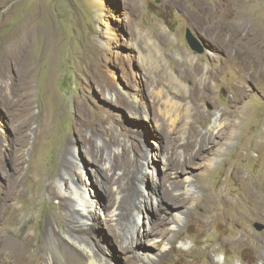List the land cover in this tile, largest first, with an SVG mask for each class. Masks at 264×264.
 I'll return each instance as SVG.
<instances>
[{
	"label": "rangeland",
	"instance_id": "rangeland-1",
	"mask_svg": "<svg viewBox=\"0 0 264 264\" xmlns=\"http://www.w3.org/2000/svg\"><path fill=\"white\" fill-rule=\"evenodd\" d=\"M187 29L201 42L202 54L190 50ZM227 46L261 55L250 53L242 63L228 55ZM263 64L264 0H0V190L24 192L14 202L18 224L4 227L0 237L21 242L51 224L59 231L53 214L66 217L59 210L69 198L66 182L90 197L94 251L124 264L109 235L97 237L107 233L105 224L122 232L109 221L116 206L95 185L100 167L85 147H111L116 154L126 147L140 157L146 178L139 199L152 203L166 157L184 159L189 127L205 134L225 113L221 124H234L227 137L178 177L185 189L191 186L196 197L211 202L208 231L182 224L173 231L174 249L192 253L197 264H209L210 256L218 264H243L236 246L221 248L218 241L245 236L256 244L264 236V221L241 199L244 181L264 199ZM239 87L245 88L240 97ZM157 90L178 101L183 93L189 96L188 116L174 132L152 100ZM67 149L70 165L63 171ZM236 168H242L241 177L234 176ZM120 175L117 170L114 177ZM47 190L59 198L51 199ZM222 199L237 201L238 210L226 209ZM220 211L242 213L238 229L220 219ZM132 216L140 220L138 229L146 226L145 210ZM40 245L34 241L33 249Z\"/></svg>",
	"mask_w": 264,
	"mask_h": 264
},
{
	"label": "bare ground",
	"instance_id": "bare-ground-1",
	"mask_svg": "<svg viewBox=\"0 0 264 264\" xmlns=\"http://www.w3.org/2000/svg\"><path fill=\"white\" fill-rule=\"evenodd\" d=\"M225 50L229 56L238 55L242 63L246 62L245 58H249L250 53L255 58H259L261 55L259 50L249 51L246 47L227 46ZM259 63L258 60L256 65H261ZM262 68L259 66L258 70H262ZM201 87L206 88V83ZM239 89L241 90L240 97L244 95L245 88L239 87ZM188 98L189 96L183 93L178 101L176 97L166 92L160 90L153 92L152 100L157 105L163 123L169 132H174L182 121L186 120L189 108L184 102ZM226 116L227 114L222 113L215 117L205 134L194 127H189L188 137L182 150L184 159L177 161L172 159V155L166 157L161 178L155 181L156 187L152 188V203L149 198L139 199L142 196L140 184H143L146 178L141 174L140 157L134 152H130L126 147H122L121 152L117 154L113 153L111 147L96 148L90 143L85 147V155L100 167L97 170L98 175L95 177V185L116 206V209L110 212L109 221L115 222V227L122 232L121 234L117 233L105 224L107 233L100 232V235L96 231L97 237L101 236L106 239L105 237L109 235L111 239L108 237V240L111 244L117 245L122 253L124 264H197L192 253L183 254V252H177L174 249L173 231L182 224L186 228L208 231V220L212 216L213 209L208 205L211 203L209 200L196 197L191 186L185 189L178 177L187 168L198 166L195 161L199 159V156L201 154H204L205 157L208 156L210 151L219 146L221 141L227 137L234 124L226 122L222 125L221 120ZM69 155L67 149L63 156V171L69 168ZM81 160L83 159L81 158ZM202 160L205 159L202 158ZM242 168L234 170L235 177L242 176ZM80 169L78 170L81 172ZM117 170L121 171V175L115 178ZM109 173L111 174L109 175ZM64 190L68 193L69 198L63 199L59 210L65 213L67 218L53 214V220L57 223L59 231H56L51 224L45 226L39 233L27 236L21 242L11 236L0 237V264H112L105 256L94 251V248L97 247L96 244L95 247L92 245L91 238L95 233H93L94 229L88 226L91 219L90 208L92 207V202L89 201L90 197L76 185L66 182ZM47 192L51 199L59 198L56 191L47 190ZM23 195L24 192L19 191L16 187L0 190V232L6 226L18 224L19 213L14 202L19 201ZM241 195L243 202L254 206L251 214L256 219L260 218L264 221V199L258 188L244 181L242 182ZM222 202L226 205V209H237V201L227 203L226 200H223ZM108 208L109 205H105V209ZM135 210H145L148 214L149 221L147 220L146 226L141 228L142 231L138 229L139 218L132 216V212ZM228 214L222 212L220 219L231 223L232 227L238 229L237 219L243 217L242 213L234 214L235 216ZM217 227L220 230L219 226ZM172 234L173 237L170 238L169 236ZM176 235L178 237V234ZM40 240L41 245L34 250L33 242ZM218 242L221 248L236 246L237 254L243 256V264H258V262L264 264V236L258 237L256 244H251L245 236L235 240H231L229 237L220 238ZM250 251L253 253L252 256L248 255ZM173 254H178L180 259H175ZM111 256L113 258L114 255ZM208 263L218 264L211 256Z\"/></svg>",
	"mask_w": 264,
	"mask_h": 264
},
{
	"label": "water",
	"instance_id": "water-1",
	"mask_svg": "<svg viewBox=\"0 0 264 264\" xmlns=\"http://www.w3.org/2000/svg\"><path fill=\"white\" fill-rule=\"evenodd\" d=\"M185 40L190 50L195 52L196 54H202L204 52V48L197 37L193 35V33L187 29L185 31ZM254 227L256 230L261 231L263 228L261 225L255 224Z\"/></svg>",
	"mask_w": 264,
	"mask_h": 264
}]
</instances>
